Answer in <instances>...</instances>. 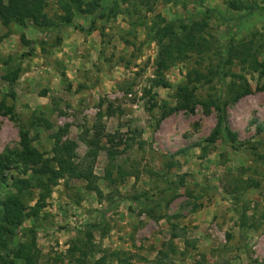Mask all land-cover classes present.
Listing matches in <instances>:
<instances>
[{
	"label": "rangeland",
	"instance_id": "obj_1",
	"mask_svg": "<svg viewBox=\"0 0 264 264\" xmlns=\"http://www.w3.org/2000/svg\"><path fill=\"white\" fill-rule=\"evenodd\" d=\"M44 1L55 27L0 22V104L12 110L0 114V155L18 153L27 131L47 162L64 131L60 141L78 144L74 163L92 167L96 191L58 180L15 235L33 231L0 255L33 244L35 264H72L77 241L86 264H264V66L252 67L264 64V0ZM196 24V46L179 52L182 26ZM5 62L11 75L20 68L13 85ZM188 75L193 112L175 98ZM244 84L250 92L234 101L230 90ZM22 173L12 165L6 176Z\"/></svg>",
	"mask_w": 264,
	"mask_h": 264
},
{
	"label": "trees",
	"instance_id": "obj_2",
	"mask_svg": "<svg viewBox=\"0 0 264 264\" xmlns=\"http://www.w3.org/2000/svg\"><path fill=\"white\" fill-rule=\"evenodd\" d=\"M233 9H239V6L230 4ZM44 0H0V22L2 26L8 27L11 24H18L20 26L25 25L27 21H30L34 26L39 28H52L55 27L47 19L44 9ZM98 8V2L88 6L85 10L90 13ZM80 9V8H79ZM251 12V11H250ZM67 24H70V18L64 19ZM204 25L200 26L198 30V24L190 26H182L185 31L184 40L176 46L179 52L184 48L193 49L196 46V32L203 31ZM4 39V36H0V42ZM202 40L200 36V41ZM201 44L203 43L200 42ZM200 44V45H201ZM157 68L163 70L166 67V60L163 59V54L158 57ZM12 62H5L6 66L3 79L13 85L17 79V74L20 71L18 67L11 75L10 66ZM264 64H257L253 62L252 67H263ZM196 81L205 79L202 74L196 73ZM187 83L180 86L176 90L175 98L177 101V109L193 112L199 101L195 94L196 88L192 86V80L190 75L187 76ZM160 85L164 88H168L169 85L163 79L160 80ZM234 86V85H232ZM250 92L248 86L237 87V89H231L232 99L237 101L244 95ZM3 109H5L3 111ZM11 108H4L3 104H0V114L10 113ZM221 123L212 131V133L206 139L208 144H214L221 133ZM61 135H65L64 131H61ZM56 134L53 136L55 141L53 157L45 162V155L32 146V140L29 137L27 131L20 133V147L21 150L18 153H4L0 155V247L7 249L9 246V240L14 236L23 237L28 232L33 231V228H25L15 235V230L22 224L26 218H35L39 212L46 206V200L51 193L52 187L56 186L57 181L63 179L66 175L77 180H83L86 182V189L90 191H96V188L92 184L93 182V170L92 167L83 164H75L74 160L77 159L76 150L78 144L74 141L66 140L60 141L62 136ZM230 135V134H229ZM100 138L93 136L90 142H85L89 150L86 154L87 158L95 159L97 151L92 147H98ZM54 163L55 165H51ZM14 165L17 168H21L23 175L30 173L28 177H10L7 178L6 173L10 167ZM35 188L39 191L36 203L29 207L23 202V195ZM13 191H10V190ZM89 230H92L91 228ZM91 234H88V238ZM173 238V237H172ZM35 246L27 244H17L7 254L0 255V264H35V252H33ZM77 251L80 257L74 258L71 261L72 264H86V257L89 255L87 248L78 245L75 241L72 245L71 251Z\"/></svg>",
	"mask_w": 264,
	"mask_h": 264
}]
</instances>
